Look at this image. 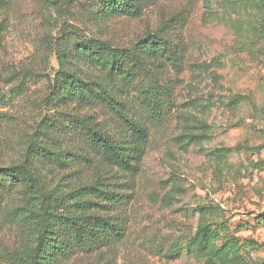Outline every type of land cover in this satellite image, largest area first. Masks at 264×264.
Segmentation results:
<instances>
[{
  "label": "rangeland",
  "instance_id": "rangeland-1",
  "mask_svg": "<svg viewBox=\"0 0 264 264\" xmlns=\"http://www.w3.org/2000/svg\"><path fill=\"white\" fill-rule=\"evenodd\" d=\"M134 6L104 17L91 0H0V168L25 165L64 215L74 214L73 190L115 194L88 212L113 226L81 242L61 228L62 251L45 264H203L188 244L206 206L241 249L255 243L245 264H264L260 13L252 0ZM150 34L166 37L175 61L136 57ZM78 47L111 53L117 70ZM95 132L115 142L123 164L106 160ZM190 134L206 137L187 146ZM26 203L24 185L1 174L0 264L25 262L31 219L16 216Z\"/></svg>",
  "mask_w": 264,
  "mask_h": 264
},
{
  "label": "trees",
  "instance_id": "trees-1",
  "mask_svg": "<svg viewBox=\"0 0 264 264\" xmlns=\"http://www.w3.org/2000/svg\"><path fill=\"white\" fill-rule=\"evenodd\" d=\"M98 5L100 15L107 17L127 11L135 13L134 0H91ZM255 9L260 13L258 17L259 35L264 39V0H252ZM262 35V36H261ZM79 57L91 58L103 69L114 73L118 65L113 60L111 53L104 51L90 53L86 47H78ZM133 52L138 59L152 58L158 56L167 62L175 61L176 51L169 45L163 35L150 34L140 40L133 47ZM111 108L116 109L113 101L108 99ZM120 105V104H119ZM121 119L129 123V126L140 137L144 138L143 130L133 123L128 122L122 115ZM205 125V124H203ZM93 139L99 144L101 153L106 160L112 164L121 165L124 158L120 155L115 142L104 137L103 134L95 132ZM205 135H187L185 145L201 144ZM5 174L11 181L21 182L25 188L26 206L21 210V215L16 216L31 219L27 223L26 248L23 264H45L47 259H54L61 253L63 239L61 228L72 229L73 239L77 242L84 240L85 236L93 240L104 227H112L105 218L98 215H90L89 211L96 209L99 204L96 201H111L115 194L106 190L94 188V185L84 186L71 191L72 206L75 209L73 215L61 214V202L59 199L46 194L39 184V180L25 165L0 168V175ZM200 221L189 240V246L198 256L203 258V264H245L243 253L257 250L255 243L251 240L245 242L242 247L239 240L228 233L224 222L220 219L221 214L217 207H201L198 211ZM20 218V219H22ZM259 224L264 223V214L255 217Z\"/></svg>",
  "mask_w": 264,
  "mask_h": 264
}]
</instances>
